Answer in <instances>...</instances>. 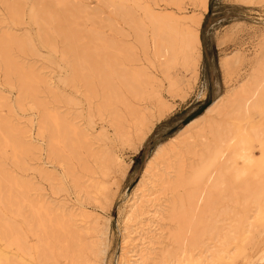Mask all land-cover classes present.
<instances>
[{
	"label": "rangeland",
	"instance_id": "374dc122",
	"mask_svg": "<svg viewBox=\"0 0 264 264\" xmlns=\"http://www.w3.org/2000/svg\"><path fill=\"white\" fill-rule=\"evenodd\" d=\"M27 1L30 3L33 0ZM67 1L71 2L69 3L71 8L78 6L85 10V12L81 11V14L80 12L76 14L80 18L72 12L71 18L73 17L75 27L79 24L77 28L93 31L98 37L97 46L100 48L110 40L111 64L112 67L115 66V70L124 68L122 61L131 51H128V48L135 47V52L142 60L141 64L150 66H147L149 72L153 74L156 72L159 77L162 101L172 107V111L160 122L154 120L155 127L152 133L138 151L132 146L123 144L115 136L109 115L111 113L105 112L101 116L96 113L90 114L83 95L85 92L83 83L67 80L70 78L69 59L64 56L60 48L53 49L43 43L41 37L43 24L27 14L23 15V22H13L9 17L7 6L0 3L2 32H10L12 35L17 32L22 38L28 36L35 47L34 55L28 54L27 58L23 59L28 60L26 61L29 63L28 66L33 67L37 75L40 73L38 78L43 76L41 78L44 83L39 79L40 84L36 85L37 92L38 90L41 92V94L37 93L39 97L36 96L40 98V101L38 100L40 105L57 110L62 117L67 115L68 118L71 116L70 119L72 116L78 117L77 121L85 131H88L91 139L98 140L97 142L94 139L99 143L95 144L94 152H99L101 156H109L106 162V173L108 172L106 175L99 173L94 159L88 157L86 153L80 154L83 158L78 156L79 162L72 161L74 166L69 160L67 165V161L64 162L62 157L52 155L48 132L40 130L43 109L39 107V103L35 107L33 98L20 95V92H17L18 86L11 87L7 83L4 71L0 70V120H5L17 128L24 127L26 131L23 135L26 138L24 140L29 142L31 138L30 141L33 142L31 154L23 156L22 162L21 156L16 157L10 145L4 142L0 147V242L5 246L6 252L10 256L13 255L9 262L2 264H24V262L83 264L84 261H87V264H126L128 258L125 253L133 256L139 252L133 250L132 245L125 247L127 233L124 223L135 192L137 189L145 188L141 182L142 176L155 148L175 137L186 124L202 116L220 95L234 91L251 79L255 72L264 68V0H208L209 10L204 14L203 24L199 30L202 59L197 74L179 57L177 64L164 74L167 76H164L160 70L158 60L162 59L155 56L151 50L146 51V54L140 50L132 38L134 35L131 28L124 20L128 17L140 20L145 34L148 33L146 36L152 39L154 30L147 8L162 13L161 15L166 13L169 16L175 13L177 17H189L202 11L200 0ZM84 4L87 6L85 7ZM72 10L77 12L76 9L72 8L70 11ZM90 12L95 14L94 21L97 25L95 22L93 25L89 23V16L92 17ZM48 29L52 31V26L50 25ZM15 34L14 36L18 37ZM126 36L128 40L125 39ZM225 58H229L228 68L221 66ZM85 67L86 70L82 68V71H85L82 72L83 75H88L90 69L103 70V66H92L88 67L89 69ZM108 71L110 76L111 66ZM173 78L179 81L177 90L180 92L169 90ZM174 92L176 95L173 94ZM51 93L54 99L57 96L58 98L53 100ZM70 98L75 101L69 102ZM32 99L34 102H31ZM153 99L147 98L145 103L144 101L142 103L135 101V103L136 105L144 103L140 109L149 106V111L155 113L158 108L157 104L155 105L157 102ZM66 102L69 104L67 105ZM147 102L150 104L147 105ZM217 119L221 123V134L225 138L229 136V139L223 156L220 157L221 162H217L211 171L214 175L222 172V184H224L213 187L217 190H213L212 187L204 189L199 185V190L194 191L199 196L206 194L211 203L208 206H212L205 209L206 211L203 210L201 216L199 215L204 224L201 223L196 231L198 235L205 234L203 243L201 241L192 247L191 239L185 241L191 227L190 209L185 210V217L180 222L169 220L173 210V200L184 196L188 190L160 191L147 197L151 204L146 206L147 212L156 215L160 221L150 222L147 215L140 218L144 230L145 228L147 230L140 229L139 235L148 239L144 233H150L149 237L154 238L152 245L155 246V250L151 249L143 253L145 264H201L204 258L206 264H264V138L261 136L264 134V85L260 90V101L257 106L252 107L247 113L231 107L226 115ZM201 144L196 143V151L202 153V159L207 158V160L220 147L215 135L209 136L204 146ZM171 150L168 148L165 155L156 162L157 180L155 178L152 180L155 184H158L159 178L167 173L166 171H175L176 164L182 160L177 150ZM245 153L253 159L252 164L241 163L236 158V155ZM192 157L185 156L183 161L189 164ZM81 159L88 160V166L93 168L95 175L82 170ZM234 161L238 162L235 165L240 171L238 179L230 168ZM62 162L68 169L70 166L73 167L72 170L75 171L71 174L73 178L68 176V170ZM6 176L20 184L10 183L11 180ZM27 186L31 192L27 193ZM28 196L35 199L43 197L56 213H64L63 215L68 217L71 214L77 215L75 219L78 220L76 226L79 229V237H65L61 229L50 228L44 220L45 217L35 214L29 207L28 199L25 198ZM153 205L154 209H150L149 206ZM257 211L259 212L256 214ZM148 222L154 226L155 231ZM150 253L152 257L148 256ZM190 255L192 256L189 258ZM147 259L151 260L147 261Z\"/></svg>",
	"mask_w": 264,
	"mask_h": 264
},
{
	"label": "bare ground",
	"instance_id": "6f19581e",
	"mask_svg": "<svg viewBox=\"0 0 264 264\" xmlns=\"http://www.w3.org/2000/svg\"><path fill=\"white\" fill-rule=\"evenodd\" d=\"M200 1L201 3L199 4L201 5L202 11L196 14L194 13V15H191L192 17H177V15L175 16V13L173 15L171 14L173 12H171V15L169 16L166 15V13H164L165 15H161L162 13L159 14L157 11L154 12L155 10H152L151 8H147V13L149 15L148 17L153 27L152 30H154L153 35L152 33H150L152 35V39L149 38L151 41L146 36L148 33L145 34V30L143 26H141L140 20L133 19V17H128L126 19L127 21L124 20L125 22H127V25H129V27L131 28L134 35L132 36V38H134V41L136 45H138L140 50H143L145 54L146 51L151 50V52H154L155 56H158L159 59H162L158 60V62H160V70L161 72H163V75L167 74L169 72V69L172 68L174 64H177L179 57L182 58L185 65L191 67L193 69V72H196L197 74L198 66L200 60L202 59V43L199 30L203 24L204 14L207 13L209 10L208 0ZM0 3H2V5L4 6H7L9 17L10 19H12L13 22H20L24 20L23 15L27 14L29 17L36 19L43 24L42 26L44 27V29L41 30V37L43 39V43L46 45H50L53 49H57V47L60 48L64 56L69 59L70 78H68L67 80L70 79L74 83L76 81H80L81 83H83L85 89L83 95L86 99L84 100L88 104L90 114L96 113L98 114V116H101L102 114H105V112L111 113L109 115H111V124L112 128H114L115 130V136L118 137V140L123 144L132 146L134 147V150L138 151L145 142V140L152 133L155 127L154 120L160 122L172 111V107H169V105L162 101V97L159 92V77L157 76L156 72L155 74L149 72L147 64V66L141 64L142 60L140 57H138L137 53L135 52V47L128 48V51H131L126 54L125 59L122 61V63L124 62V68L115 70V66L112 67L111 64L112 56L110 52V40L106 42V45L104 47L100 48L97 46L99 41L98 37L93 31H86L77 28L79 24H77L76 27L73 25V17L71 18V15L73 14L72 12H74L75 15L79 12V14H81V11L85 12L83 7L75 6L76 8H74L72 6V8L76 9L77 11L75 13V11L73 10L70 11L72 8L70 7L69 3L71 2L68 3L67 0H33L30 3L27 0H0ZM86 6L87 5H85V7ZM26 10L28 11L26 12ZM87 12L89 11L87 10ZM91 13L92 12H90V15H92L93 18L89 16L90 19L92 18L91 21L89 19V23L91 22L93 25L95 22V14L93 15ZM76 17H79V15H76ZM81 23H84V21H81ZM50 25L52 26V31L48 29ZM95 25H97L96 22ZM14 33H16L18 37L21 36H19L17 32ZM14 33L12 35L10 34V32H2V30L0 29V70L4 71L5 76L7 78V83L11 87L18 86L19 90L17 89V92H20V95H24V97L27 96L33 98L35 102L33 101V99L31 100V102L33 101L35 107H37L36 105L39 103L38 100L40 99L37 98L39 97L37 96V93L41 94V92L40 90H38L39 92H37L36 85L40 84L39 79L42 80L41 83H44V80L42 79L43 76H40V78H38V75L40 73L37 75L35 69L33 67L28 66L29 63L26 62L28 60L23 59L27 58L28 54L35 53V47L31 43V40L28 36H26L25 38H18L14 36ZM128 37H130L129 34ZM126 38L127 36L125 37V39ZM126 40H128V38ZM149 41L151 42L150 44ZM143 51L142 53H144ZM141 57H143V59L145 58L143 55ZM228 59L229 58L223 59L221 62V66H223L224 68H228ZM147 62L150 63V61L148 60ZM155 62H157V60ZM159 65L157 66L159 67ZM85 66H87V68L92 66H103V70L99 71L98 69H90V73L88 75H83L82 68L84 67V70H86ZM110 66L111 77L109 76L108 71ZM106 67H108V69ZM179 84V81L173 78L171 80L169 90H175V92H178L179 90L177 89L179 87ZM263 85L264 68H261V70H258L253 74L251 79H249L246 83L241 84L234 91L232 90L227 94L220 95L215 101L212 102V104L202 116L194 119L189 124H187L182 130L177 133L175 137L171 138L169 141L155 148L156 150L154 151L153 156L151 155V158L146 164L141 181L143 185H145V188L147 187V189H137L133 199L130 201L129 213L127 214V217L125 219L124 224L126 227L127 237L124 241V245L125 247L132 245V249H136L137 252H139V254L137 253V255L132 254L133 256H128V253H125V256H127L128 258L126 264H131V262H134V264H145L146 260L144 259L143 253L151 249L155 250V246L152 245V241L154 240V238L152 236L149 237L150 233H144V235L146 234L148 236V239L147 237L139 235L140 229H142V231L147 230V228H145L144 230V226L142 225L143 222H141L140 218L144 215H147V219L150 222L152 221L153 223H156L160 221V219L156 217V215H151V213H149L150 211L147 212L146 206L151 204V201L147 199L148 196H153L163 190L182 192L188 190V192H186L185 194L186 196H179L177 197V199L173 200V210L172 213H170L169 215V220L172 222H180L185 217V210H187V208L190 209L192 214L190 215L191 227L189 228L188 237L185 238V241L191 239L192 247L198 245L199 243H201V241L203 243L205 234L198 235L196 228L202 223L200 216L203 213L201 212L205 209H209L212 206H208L211 203L208 201L206 194L202 193L203 195L199 196V194L194 193V191L199 190V185H202L204 189H209L211 187L213 189V187L221 186L224 184H222V172H219L217 175H214L211 171L214 165L220 161V157L222 158L226 142L229 139V136H226L225 138L221 134V123L218 121L217 118L226 115L231 107H236L239 111L247 113L252 107L257 106L260 101V90ZM175 92L173 94H175ZM56 96L57 95H55V97ZM52 97L53 100H56L58 98V96L56 99H54V96ZM147 98H154V102H157L155 103V105L157 104L158 111L153 108L154 106L152 107V109H155L157 112L153 113L149 111V106L145 107V109H140L142 107L141 105L145 103V100ZM71 100L73 99L70 98L69 102ZM135 101L141 103L144 101V103L141 105H136ZM149 101L150 100H148V102ZM148 102L146 103L147 105L150 104ZM67 103L68 102H66V104ZM40 104L41 103H39V105ZM39 107L43 109V121L41 122L42 125L40 126V130L48 132L50 142L49 148L51 147L52 155L55 154L59 157H62L63 161H67L68 165V160L71 163L74 160L78 161L80 160V157L78 158V156L80 154L84 155V153H86L88 157L94 159V162L98 166L97 168L99 170V173H106V162L107 157L109 156H101L102 154L99 155V152H94V150L96 151L94 147L95 144H99L97 143L98 140L94 138L97 141L96 142L94 141V139H91L92 137L90 134H88V131H85L84 128H82V126L80 125V122L77 121L78 117L73 118L72 116V118L70 119L71 113H68L69 111L67 112L68 114H70L69 118L68 115L67 117H62V114L57 112V110H52L46 106L43 107L42 105H40ZM58 111H60V109ZM94 116L95 115H93V117ZM90 117L92 116H89V118ZM25 132L26 131L24 127L17 128L5 120H0V147L4 144V142L10 145L11 148L14 150L16 157H18L19 155L21 156V162L24 159L22 157L26 156L28 153L31 154L32 151L33 142L30 141L31 138L29 139V142L24 140L26 139L25 137H23V135H25ZM212 135H215V139H217V142L220 144V147L219 149H216V152L211 154V158L209 160H207V158L202 159V153L196 151V143H202L201 145L204 146V142L209 138V136ZM261 136L264 138V134H261ZM230 142L232 141L230 140ZM168 148L172 149L173 151L177 150L178 156L179 158H182V160L179 161L178 164H176L175 171H166L167 173H164L163 176L159 178L158 184H155L152 180L153 178L157 180L156 175L158 171L155 167L156 162L165 155V153L168 151ZM190 155L191 157H193L190 158L191 160H189V164H187L185 160L183 161V159L185 158V156ZM62 158L60 160V163L62 161ZM81 158L83 157L81 156ZM236 158L239 162L247 163L248 165L252 164L253 161L251 156L247 155L246 153L240 156L236 155ZM24 163L25 160L23 161V164ZM71 163L69 165H71ZM80 163H82L81 168L84 172L91 173L94 175L96 174V172L93 171V168L88 166V160L85 161V159H81ZM237 163V161H234L230 165V168L233 169L238 179V177H240V171L238 168L235 167ZM64 166H66L65 163ZM72 166H74L73 163ZM72 166H70V169H68L66 166V169L68 170L69 174L68 176L70 177H72L71 174L75 172H73ZM9 180H11L9 182H12V184H20V182L18 183L11 178H9ZM75 185L76 187H78L77 184ZM88 189L90 190V188ZM215 189L216 188H214L213 190ZM28 192H31V190L29 191V187L27 186V193ZM258 194H260V192ZM25 198L28 199L29 207L32 208L35 214L45 217L44 220L47 222L50 228L61 229L65 237H79V229L76 226L78 220L75 219L76 217H78L77 215L74 216V214H71L70 217H68L63 215L64 213H56L52 211V207L47 201L43 199V197H40V199H35L29 196L28 198ZM149 207L150 209H154V205ZM165 212L166 210L163 211V213ZM258 212L259 211H257L256 214ZM186 220L188 221V219ZM149 225H151V223H149ZM151 227L154 229V226L151 225ZM12 256H10L6 252L5 246H3L0 242V264H2L3 262H9ZM148 256L152 257L151 253ZM191 256L192 255H190L189 258ZM148 260L151 259H147V261ZM22 261L24 262V260ZM24 264H27V262H24ZM83 264H87V261H84ZM201 264H206V258L202 259Z\"/></svg>",
	"mask_w": 264,
	"mask_h": 264
},
{
	"label": "trees",
	"instance_id": "16d2710c",
	"mask_svg": "<svg viewBox=\"0 0 264 264\" xmlns=\"http://www.w3.org/2000/svg\"><path fill=\"white\" fill-rule=\"evenodd\" d=\"M211 104H212V103H211ZM208 108H209V107H208ZM208 108H207V109H208ZM207 109H206V110H207ZM186 125H187V124H186Z\"/></svg>",
	"mask_w": 264,
	"mask_h": 264
}]
</instances>
